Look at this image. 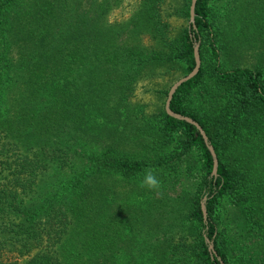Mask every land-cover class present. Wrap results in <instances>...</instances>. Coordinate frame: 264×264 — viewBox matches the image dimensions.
I'll use <instances>...</instances> for the list:
<instances>
[{"label": "trees", "instance_id": "obj_1", "mask_svg": "<svg viewBox=\"0 0 264 264\" xmlns=\"http://www.w3.org/2000/svg\"><path fill=\"white\" fill-rule=\"evenodd\" d=\"M123 1L0 0V264H264V0L229 2L224 25L211 0L194 25L190 0H136L111 20ZM196 41L199 70L169 106L202 127L215 175L197 128L135 94L188 73ZM147 170L158 190L140 185ZM224 195L243 220L236 248Z\"/></svg>", "mask_w": 264, "mask_h": 264}, {"label": "rangeland", "instance_id": "obj_2", "mask_svg": "<svg viewBox=\"0 0 264 264\" xmlns=\"http://www.w3.org/2000/svg\"><path fill=\"white\" fill-rule=\"evenodd\" d=\"M136 0H124L123 4L115 8L110 13V19H123L127 18L133 4ZM229 2L232 3L233 0H211V8L213 17L212 19L216 21L219 25L225 24L224 16ZM173 25L187 24V19L184 17H178L172 19ZM185 75V69L183 67L176 68L172 70L171 74L166 75L163 73L159 74V78H155L151 82L141 81L139 86L136 88L135 94L137 99H141L146 104V110L152 111L161 106V103L165 102L166 96L157 92V88L165 87L167 91L171 84L177 80L179 77ZM146 83V84H145ZM152 85L150 88L147 86ZM148 88V89H146ZM146 89V90H145ZM200 98L199 90L193 93V101H198ZM187 165L184 167V172L179 174L183 188L187 191L191 189L194 181H196L201 175V160L200 153L197 148H192V150L187 154ZM216 212L221 217V224L225 230V238L228 245L236 248V240L241 238V228L243 225V220L241 217V212L238 206L234 205L231 198L228 195H224L218 202Z\"/></svg>", "mask_w": 264, "mask_h": 264}, {"label": "water", "instance_id": "obj_3", "mask_svg": "<svg viewBox=\"0 0 264 264\" xmlns=\"http://www.w3.org/2000/svg\"><path fill=\"white\" fill-rule=\"evenodd\" d=\"M195 2L196 0H190V5H189V22L192 23L194 25V6H195ZM198 47H199V43L198 41H196L193 45V57H194V66L193 68L186 73L185 75L179 77L177 80H175L171 86L169 87L168 91H167V95H166V99L164 102V109L166 111L167 114H169L170 116L177 118V119H181V120H185L186 122H189L191 124H193L197 130L199 131V133L201 134L205 145L207 146L211 157H212V161H213V165H212V174L215 175L216 173V168H217V157L215 154V151L212 147V145L210 144L207 135L205 134L204 130L202 129V127L198 124V122H196L195 120H193L191 117L187 116V115H183L181 113L175 112L173 110L170 109V100L172 98V95L174 93V91L176 90V88L183 83L184 81L190 79L191 77H193L199 70L200 67V57H199V51H198ZM201 210H202V216H203V220H206V209H205V204H204V199L203 201H201ZM208 250L215 254V250L213 248V244L212 242L208 241Z\"/></svg>", "mask_w": 264, "mask_h": 264}, {"label": "clouds", "instance_id": "obj_4", "mask_svg": "<svg viewBox=\"0 0 264 264\" xmlns=\"http://www.w3.org/2000/svg\"><path fill=\"white\" fill-rule=\"evenodd\" d=\"M139 183L142 187H145L149 190H158L160 185V181L151 170L145 171Z\"/></svg>", "mask_w": 264, "mask_h": 264}]
</instances>
